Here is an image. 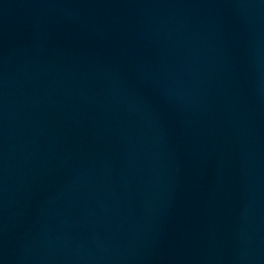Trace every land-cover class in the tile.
<instances>
[{
  "label": "water",
  "instance_id": "1",
  "mask_svg": "<svg viewBox=\"0 0 264 264\" xmlns=\"http://www.w3.org/2000/svg\"><path fill=\"white\" fill-rule=\"evenodd\" d=\"M0 264H264V0H0Z\"/></svg>",
  "mask_w": 264,
  "mask_h": 264
}]
</instances>
